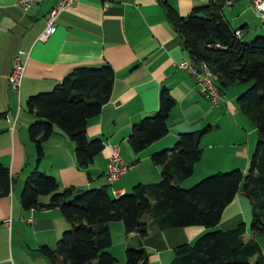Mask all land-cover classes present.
<instances>
[{
  "label": "crops",
  "instance_id": "obj_1",
  "mask_svg": "<svg viewBox=\"0 0 264 264\" xmlns=\"http://www.w3.org/2000/svg\"><path fill=\"white\" fill-rule=\"evenodd\" d=\"M163 1L181 16L209 4L208 0H78L59 13L55 32L41 40L47 13L56 0H42L27 9L20 7L18 0H0V163L8 167L10 174L9 193L0 194V264H53L39 247L56 248L61 234L70 228L58 207L21 206L20 192L27 175L35 169L54 176L60 190L71 187L76 192L106 186L112 196H117L138 182L160 180L161 166L151 161V155L171 148L179 133L209 126V131L200 136L202 154L192 175L178 185L188 188L199 178L235 168L247 174L257 132L239 111L236 98L250 82H236L233 90L226 88L223 100L212 106L194 78L177 65L189 55L165 15ZM218 2L230 27L241 30L242 41L264 35V20L255 16L250 0H233L230 5L224 0ZM18 50L25 52V69L16 94L9 89L7 77ZM106 63L114 71L112 91L100 113L86 123V135L100 138L102 150L89 166L79 167L73 141L54 126L38 160L28 134V125L36 119L27 108L28 98L51 91L76 66ZM162 88L174 101L168 130L162 138L134 152L128 141L131 128L157 110ZM108 145H117L121 158L130 167L112 185L105 175ZM194 175L197 179L190 181ZM49 197L39 198L47 202ZM249 213L250 200L239 190L215 228L228 229L245 222V240L257 241L264 256V236L253 238ZM143 219L151 222L149 214ZM108 227V251L118 264H126L125 250L129 247L146 252L145 264H169L177 256V246L192 244L212 229L203 225L151 226L148 234L140 237L125 233L121 221H110Z\"/></svg>",
  "mask_w": 264,
  "mask_h": 264
},
{
  "label": "trees",
  "instance_id": "obj_2",
  "mask_svg": "<svg viewBox=\"0 0 264 264\" xmlns=\"http://www.w3.org/2000/svg\"><path fill=\"white\" fill-rule=\"evenodd\" d=\"M162 3L189 57L195 62L205 61L218 75L221 93L236 82H250L236 98L239 111L257 132L248 172L243 175L235 168L207 175L188 188L178 185L177 182L192 175L202 154L200 136L209 131V126L197 132L179 133L171 148L151 155V161L161 166L160 180L138 182L130 191L117 196H112L106 186L76 192L71 187L60 190L54 176L35 169L27 175L20 192L21 206L58 207L70 224L56 248L39 247L53 264H118L108 251L110 221H121L125 233L133 232L140 237L146 236L151 226L212 228L192 244L177 246V256L169 264H264L257 241L244 238L245 222L228 229L215 228L225 207L241 190L251 203L250 232L253 238L264 236V35L250 42L237 39L218 0L195 7L186 16L179 15L166 1ZM113 81L110 64L79 65L51 91L28 98L27 108L36 116L28 125V134L35 144L38 160L43 156L44 141L53 134L54 126H58L74 143L77 165L85 168L93 162L103 142L100 138H88L86 123L108 101ZM173 105L168 90L162 88L157 110L131 128L128 141L134 152L166 134ZM9 189V169L0 163V194H8ZM41 195H50L49 200L41 201ZM145 214L150 215V223L143 219ZM125 256L126 264L146 263L142 248L129 247Z\"/></svg>",
  "mask_w": 264,
  "mask_h": 264
},
{
  "label": "built area",
  "instance_id": "obj_3",
  "mask_svg": "<svg viewBox=\"0 0 264 264\" xmlns=\"http://www.w3.org/2000/svg\"><path fill=\"white\" fill-rule=\"evenodd\" d=\"M42 0H18L20 7L27 9L29 6L39 3ZM78 0H56L49 9L46 16V27L40 34L39 39L46 40L56 30V18L62 11L70 7ZM213 1V0H208ZM227 4H231L233 0H224ZM252 10L256 17L264 20V0H250ZM104 6L107 3H103ZM234 36L240 39L242 36L240 29L233 31ZM208 46H211L208 44ZM214 47H219V44H214ZM25 52L18 50L12 59V66L8 74L9 89L19 94L22 78L24 75L25 64L23 57ZM178 67L186 70L199 86L201 93L212 106H217L222 98V93L218 87V75L208 66L205 61L195 62L190 57L183 59L177 63ZM109 154L106 164V180L109 185L121 178L130 168L121 158L117 145H108ZM30 221V220H29Z\"/></svg>",
  "mask_w": 264,
  "mask_h": 264
},
{
  "label": "rangeland",
  "instance_id": "obj_4",
  "mask_svg": "<svg viewBox=\"0 0 264 264\" xmlns=\"http://www.w3.org/2000/svg\"><path fill=\"white\" fill-rule=\"evenodd\" d=\"M246 83V82H245ZM245 83H240V84H245ZM250 84V83H249ZM233 85V84H232ZM232 85H230L228 88V90H233L237 85H235V86H232ZM232 86V87H231ZM248 87V86H247ZM228 90L226 89V94H227V92H228ZM222 100H223V97L221 98ZM254 133H255V131H254ZM256 140H257V136H256V133H255V143H256ZM255 146V145H254ZM191 179H189L190 181L192 180H195V179H197V178H195V175L193 176V177H190ZM201 178H199V179H197V180H195L194 182H192V184L191 185H193L194 183H196L197 181H199ZM155 182H157V181H155ZM189 182V181H188ZM130 191V190H129ZM250 222H251V213H249V222H248V226H249V228H250Z\"/></svg>",
  "mask_w": 264,
  "mask_h": 264
}]
</instances>
